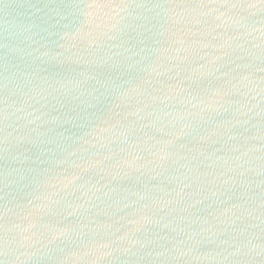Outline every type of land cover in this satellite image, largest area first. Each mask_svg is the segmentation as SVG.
<instances>
[{
	"label": "water",
	"instance_id": "1",
	"mask_svg": "<svg viewBox=\"0 0 264 264\" xmlns=\"http://www.w3.org/2000/svg\"><path fill=\"white\" fill-rule=\"evenodd\" d=\"M0 264H264V0H0Z\"/></svg>",
	"mask_w": 264,
	"mask_h": 264
}]
</instances>
